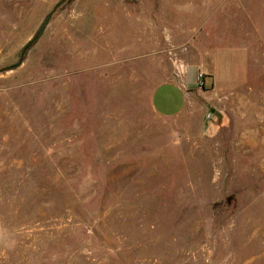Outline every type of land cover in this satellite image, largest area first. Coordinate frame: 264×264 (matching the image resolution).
I'll use <instances>...</instances> for the list:
<instances>
[{"label": "rangeland", "instance_id": "374dc122", "mask_svg": "<svg viewBox=\"0 0 264 264\" xmlns=\"http://www.w3.org/2000/svg\"><path fill=\"white\" fill-rule=\"evenodd\" d=\"M60 1L0 0V264H264V0H69L11 69Z\"/></svg>", "mask_w": 264, "mask_h": 264}, {"label": "crops", "instance_id": "0c3cea01", "mask_svg": "<svg viewBox=\"0 0 264 264\" xmlns=\"http://www.w3.org/2000/svg\"><path fill=\"white\" fill-rule=\"evenodd\" d=\"M210 35V32L207 33V36ZM216 49L209 47L208 50H202L201 48L197 50L194 54L192 61H187L183 63L184 67H177L175 74L179 75L174 82H168L163 85H160L156 89L155 98H157L160 91L162 93V99L155 100L152 103L154 110L164 118H177L183 111L187 108L189 100L196 93H199L201 89L197 87V76L200 72L206 74L207 87L202 89L206 92L209 99V106H219L217 102L221 95L225 96L226 99L235 92L236 88L241 85V83L236 86L232 83L231 88H223L222 83L219 80L220 71L217 64L214 62L211 63V59L214 57ZM179 71V72H178ZM183 73V74H182ZM226 83V82H225ZM228 84V83H226ZM163 91V92H162ZM179 92L180 101H175L171 97V92Z\"/></svg>", "mask_w": 264, "mask_h": 264}, {"label": "water", "instance_id": "95a60500", "mask_svg": "<svg viewBox=\"0 0 264 264\" xmlns=\"http://www.w3.org/2000/svg\"><path fill=\"white\" fill-rule=\"evenodd\" d=\"M69 0H61L56 6L55 8L51 11V13L47 16V18L45 19V21L43 22V24L41 25L40 29L38 30V32L35 34V36L33 37L32 40L29 41V43L25 46V48L22 51L21 54V58H20V63L18 65L12 66L11 69H16L22 62L24 59L25 54L30 50V48L41 38L42 34L44 33L45 29L47 28V26L49 25L51 19L53 18V16L55 15V13L58 11V9L64 5L66 2H68Z\"/></svg>", "mask_w": 264, "mask_h": 264}, {"label": "built area", "instance_id": "2783aa9c", "mask_svg": "<svg viewBox=\"0 0 264 264\" xmlns=\"http://www.w3.org/2000/svg\"><path fill=\"white\" fill-rule=\"evenodd\" d=\"M197 87L199 89H205L207 87L206 74L200 72L197 76Z\"/></svg>", "mask_w": 264, "mask_h": 264}]
</instances>
